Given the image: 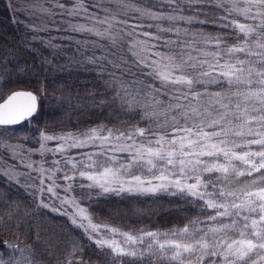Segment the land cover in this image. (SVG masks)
<instances>
[{
  "label": "snow or ice",
  "instance_id": "snow-or-ice-1",
  "mask_svg": "<svg viewBox=\"0 0 264 264\" xmlns=\"http://www.w3.org/2000/svg\"><path fill=\"white\" fill-rule=\"evenodd\" d=\"M160 5L166 7L161 11ZM53 6L60 13L41 10L78 18L62 21L67 25L63 30L96 37L91 43L101 55L93 51L86 63L107 74L105 86L113 88L114 95L94 97L91 103L107 108L119 100L130 112L142 109L136 115L148 123L128 129L98 125L59 135L41 131L40 147L28 150L42 157L39 162L24 159V146L6 145L29 169L26 175L37 173L32 179L39 183L25 187L36 190L38 207L68 216L100 250V264H264V0L124 4L139 14L137 19L167 22L154 25L116 21L114 15L110 19L108 10L96 0L91 5L86 0L70 4L53 0ZM114 22L124 27L115 29ZM178 24H212L220 31L213 34L201 28L193 32ZM47 46L58 47L51 41ZM126 53L134 57L136 73ZM124 72L139 73L153 83L137 89L135 80L123 78ZM39 95L46 96V89ZM0 100V126L32 118L40 122L38 94L14 90L0 95ZM50 141L57 142L55 148L48 147ZM86 148L98 151L69 154L72 149ZM49 154L53 159H44ZM4 174L9 181L19 182L20 173L14 168ZM77 191L79 197L73 195ZM161 191L195 201L201 215L164 231H124L94 222L81 204L93 195ZM30 211L0 194V228L19 229ZM71 243L72 251L57 264H73L72 257L82 244ZM36 247L5 241L0 244V264H43L32 250Z\"/></svg>",
  "mask_w": 264,
  "mask_h": 264
},
{
  "label": "trees",
  "instance_id": "trees-1",
  "mask_svg": "<svg viewBox=\"0 0 264 264\" xmlns=\"http://www.w3.org/2000/svg\"><path fill=\"white\" fill-rule=\"evenodd\" d=\"M146 6L157 0H126ZM166 5H160L162 11ZM190 13H185L189 15ZM204 19L205 17H200ZM189 29L201 28L215 34L220 29L212 24L188 25ZM45 40H36L31 33L15 24L7 15H0V95L17 88L29 89L38 94L41 110L40 122L32 118L16 127H7L14 138H31L35 132H78L98 125L108 128H130L136 124L148 123L137 116L142 109L129 111L119 100L111 107L99 108L91 103L101 95L110 99L113 88L106 87L109 79L101 74L95 65L87 64L88 49L68 40L52 41L58 47L47 46ZM52 61L51 64L46 61ZM109 67V71H112ZM146 83L150 80L137 75ZM8 83L5 85V81ZM46 89L47 95H39ZM242 179H249L244 177ZM0 194L22 206H27L30 216L19 229L0 228V244L7 241L21 247L33 248L43 264H57L65 261L72 251V241H78L82 248L72 257L73 264H100V250L65 217L38 207L36 201L22 188L11 185L0 178ZM89 214L94 222L106 223L124 231L150 229L161 231L174 226H183L188 220L201 215L196 202H186L180 195L168 192L156 194H119L85 198ZM23 211V207L21 209ZM107 251V249H106Z\"/></svg>",
  "mask_w": 264,
  "mask_h": 264
},
{
  "label": "rangeland",
  "instance_id": "rangeland-1",
  "mask_svg": "<svg viewBox=\"0 0 264 264\" xmlns=\"http://www.w3.org/2000/svg\"><path fill=\"white\" fill-rule=\"evenodd\" d=\"M62 3L65 4H70L71 0H61ZM86 3L88 5H91L93 3V0H86ZM96 3L100 5L101 8L107 9L108 10V15L109 18L114 15L116 17V21H123L127 20L129 24H143V25H148V24H156V23H167V22H158V21H152L147 19L146 17L144 18H139L138 13L132 11L129 8L124 7V4L126 3H132L131 1H126V0H96ZM43 8H48L51 9L55 13H60V9L58 7L53 6V0H0V15H7L11 21L15 24L20 25L23 29L27 30L28 33L32 34V37L36 40H45L46 42L48 41H56V40H68V41H73L75 43H78V41L83 42V41H88L89 43L87 44H82L78 43L80 47L88 49L89 55H93V51H95L96 56L101 55V50L99 48H95L92 45L91 41L96 40V37L90 36L86 33H74L70 31H65L63 29L67 28V25L64 24L62 21L64 20H73L75 22L78 18H72L68 16H63L61 17L60 15H49L45 12H43L41 9ZM96 11L99 12L101 16L105 15L104 12H100L99 9H96ZM80 22H84L81 20ZM115 23V29H119L121 27H124V25L120 23ZM31 25H35L37 29H43L40 31H34ZM189 24H178L177 26L182 27V28H188ZM114 29V30H115ZM191 31L195 32V30L190 29ZM142 31H155L154 28L148 29L144 28ZM163 35V33H162ZM143 38V37H141ZM175 39V37H172ZM127 37H125V42H123V46L125 49L127 48ZM105 45H107V41H102ZM127 59L129 60V67L132 68V72L136 73V68L132 64L134 61V57L130 53H126ZM147 71V70H145ZM117 75H121L119 71H117ZM137 75H140L137 73L135 76L129 75L127 72L123 73V78L125 80H135L136 83L133 85L135 88H140L142 84H147L145 81H143L140 77ZM150 83H153L150 81ZM155 85L159 84V81L154 82ZM211 87V86H210ZM94 128V127H91ZM114 128V127H111ZM119 129H128V128H119ZM86 130V129H85ZM84 131V130H82ZM48 134H63V133H77V132H47ZM39 134L40 132H35L31 138L25 137V138H14L8 134V131L6 130L5 127H0V178L3 181H6L7 183L17 186L19 188H22L27 194H29L39 205V200L40 197L38 195L34 196L33 193H35V189L31 187H25L27 184H31L33 182L39 183L38 180L33 181L32 177L37 176V173L32 172L31 176L26 175V173L29 172V169L24 167L20 162L19 158H14L11 154L10 151L6 149V145L8 144H13V145H22L24 146L23 151L26 153L24 156V159H31L33 161L39 162L42 157L38 153H28L29 149H38L40 145L37 143L39 140ZM49 148H55L57 145L56 141H50L47 142ZM86 151H98L96 148H86V149H72L71 152L69 153L70 155H75L78 156L79 153L81 152H86ZM57 159L59 156L57 155ZM46 160H52L53 156L51 154L47 155L44 157ZM46 167L48 165H45ZM14 168L15 172L20 173L18 175L17 182L16 180L9 181L7 176L4 174L6 170ZM59 175V174H58ZM61 184L64 183L63 180L59 181ZM84 183H87V181H83ZM58 191H60L58 189ZM87 191V189H85ZM163 192V191H161ZM158 193V192H157ZM63 195V192H61ZM121 194H129V193H121ZM132 194H137V193H132ZM73 195H76L79 197L80 193L79 191L74 192ZM101 195H115V193H108V194H101ZM99 195V196H101ZM117 195V194H116ZM97 196L93 195L92 197ZM82 206L83 203L81 201ZM85 207V206H84ZM46 209V208H45ZM49 210V209H47ZM50 211V210H49ZM69 211H71L69 209ZM54 214L60 215L56 212L51 211ZM65 217L70 223V219L66 215H61ZM72 224V223H71ZM102 224V223H101ZM106 224V223H103ZM73 225V224H72ZM76 227V226H75ZM79 229V228H78ZM81 233L86 237L82 229H79ZM87 238V237H86ZM88 239V238H87ZM89 240V239H88ZM92 244H94L91 240H89ZM95 245V244H94Z\"/></svg>",
  "mask_w": 264,
  "mask_h": 264
},
{
  "label": "water",
  "instance_id": "water-1",
  "mask_svg": "<svg viewBox=\"0 0 264 264\" xmlns=\"http://www.w3.org/2000/svg\"><path fill=\"white\" fill-rule=\"evenodd\" d=\"M16 90H25V91H31V90H28V89H16ZM14 91V90H13ZM33 92V91H32ZM34 93V92H33ZM8 94H10V92L8 93ZM3 101L2 100H0V103H2ZM27 120V119H26ZM26 120H24V121H26ZM24 121H22V122H24ZM21 122V123H22ZM18 125V124H17ZM9 126H13V125H9Z\"/></svg>",
  "mask_w": 264,
  "mask_h": 264
},
{
  "label": "bare ground",
  "instance_id": "bare-ground-1",
  "mask_svg": "<svg viewBox=\"0 0 264 264\" xmlns=\"http://www.w3.org/2000/svg\"><path fill=\"white\" fill-rule=\"evenodd\" d=\"M17 89H20V88H17Z\"/></svg>",
  "mask_w": 264,
  "mask_h": 264
}]
</instances>
